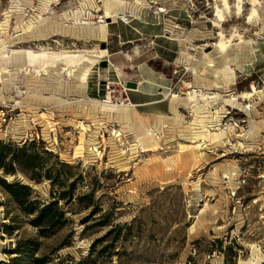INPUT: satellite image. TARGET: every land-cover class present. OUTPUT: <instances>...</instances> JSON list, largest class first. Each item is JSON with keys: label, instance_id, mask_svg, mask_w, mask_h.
Wrapping results in <instances>:
<instances>
[{"label": "rangeland", "instance_id": "374dc122", "mask_svg": "<svg viewBox=\"0 0 264 264\" xmlns=\"http://www.w3.org/2000/svg\"><path fill=\"white\" fill-rule=\"evenodd\" d=\"M222 6L0 0V178L32 189L25 209L0 183V264H264V0ZM220 32L237 36L226 54ZM141 60L171 110L127 126ZM53 200L64 217L43 235L32 210Z\"/></svg>", "mask_w": 264, "mask_h": 264}, {"label": "crops", "instance_id": "0c3cea01", "mask_svg": "<svg viewBox=\"0 0 264 264\" xmlns=\"http://www.w3.org/2000/svg\"><path fill=\"white\" fill-rule=\"evenodd\" d=\"M112 34L124 39V43L132 41L128 38V34L120 28L114 29ZM128 61H130L129 58ZM111 65L116 69L114 63H111ZM132 67H134V70L128 75L127 82H135L136 88L129 89L127 96L134 109L140 113L141 117L170 112L171 106L166 107L164 104L165 99L168 97L164 92L167 78L157 76V71L146 60L134 62ZM91 91V95L97 96L93 88ZM1 250L2 243L0 241V255Z\"/></svg>", "mask_w": 264, "mask_h": 264}, {"label": "trees", "instance_id": "16d2710c", "mask_svg": "<svg viewBox=\"0 0 264 264\" xmlns=\"http://www.w3.org/2000/svg\"><path fill=\"white\" fill-rule=\"evenodd\" d=\"M18 149L24 152L22 157L18 160L19 163L25 167L36 169L38 167L36 164L37 156L29 154L26 151L25 147H21ZM2 167L4 168V165L0 164V168ZM0 183L13 196L17 203H19L25 209H29L28 207L29 205H31L30 197L32 195L31 186L21 182H9L6 179L1 178ZM32 212H36V215L32 220V224L36 227H39L40 232L43 235H46L47 232L51 231V229L57 227L60 223L59 218L64 217V211L60 208L58 200H53L47 204L38 206L36 210H32ZM110 232H113V230H110ZM15 259L16 258H14V260ZM38 261H41V259H39Z\"/></svg>", "mask_w": 264, "mask_h": 264}, {"label": "bare ground", "instance_id": "6f19581e", "mask_svg": "<svg viewBox=\"0 0 264 264\" xmlns=\"http://www.w3.org/2000/svg\"><path fill=\"white\" fill-rule=\"evenodd\" d=\"M217 3H221V5H223L225 8H230L229 7V4H230V0H215ZM239 1V3H241L242 2V0H238ZM253 1H257V0H253ZM119 2V1H118ZM218 5V4H217ZM240 5V4H239ZM106 6V5H105ZM222 6V7H223ZM221 8V7H220ZM238 8V7H237ZM106 9V16H116V15H119V13L121 14V12H119V11H115L116 13L113 15H110L111 14V10H112V8L110 9L108 6L105 8ZM216 10V9H215ZM229 11V10H228ZM241 11V7L239 6V8H238V12H240ZM256 12V10H254V12L253 13H255ZM241 13V12H240ZM217 16L219 17V20L220 21H223V20H225L224 19V15H223V13L221 12V10L220 9H218L217 10ZM249 19H251V17L249 18ZM87 24H89L90 25V23L89 22H83V23H81V25H87ZM92 25V24H91ZM106 24H104V25H99V26H96V27H93V26H91V28L93 29V30H95V31H99V32H101L102 33V35H103V37L105 38V36H107L106 34V32H107V30H106V26H105ZM90 28V29H91ZM26 30V29H25ZM28 31V30H27ZM30 31V30H29ZM91 34V33H90ZM97 34V33H96ZM98 35V34H97ZM219 36L221 37V40H220V42L218 43V49L220 50V52H223L224 54H226V52H227V50L232 46V41H233V37L235 36V37H237L236 36V34L234 35V36H232L231 38H227L226 37V35L223 33V32H220L219 33ZM241 36V35H240ZM242 37V36H241ZM236 39V38H235ZM242 39V38H241ZM241 42H244V40H242ZM245 43L246 44H249L250 45V41H247V40H245ZM13 52V51H12ZM16 52V51H15ZM25 55V54H24ZM209 63H212V61H209ZM82 83L83 84H85V82L84 81H82ZM189 94V98L188 99H191V98H197V97H199L200 95L203 97L204 95H202V92H200V91H195L193 94L191 93V92H189L188 93ZM204 97H206V96H204ZM203 97V98H204ZM178 98L180 99V97L178 96V97H172V104L174 105V103L176 102V100H178ZM206 98H208V97H206ZM119 100V99H118ZM181 101V100H180ZM101 103V102H100ZM97 104V103H96ZM178 104H179V102H178ZM186 104H188L187 102H186ZM99 105V104H98ZM117 105V104H116ZM101 106H103V108H107V109H111L112 107H117V106H114V105H112L111 104V102H104ZM173 108H172V112L176 115V116H180V114H179V111H178V109H177V107L176 106H172ZM123 110H124V115H125V121H126V123H127V126H130V123L132 122V121H134L135 122V120H137V119H140V118H138L139 117V113L134 109V107H133V105L132 104H125V106H124V108H123ZM217 119H218V116L216 117ZM155 125V124H154ZM151 128V127H150ZM154 129H156V126H154L153 127ZM147 129V128H146ZM149 130V129H148ZM151 133L152 132V135H153V138H152V140L151 141H153L154 140V138L155 137H157L156 136V130H149L148 131V133ZM119 135H120V133H119ZM218 138H219V135H217V134H214V135H210L209 136V139L210 140H215V139H217L218 140ZM140 145L141 146H143V144L140 142ZM95 146V145H94ZM94 148H92V150H93Z\"/></svg>", "mask_w": 264, "mask_h": 264}, {"label": "water", "instance_id": "95a60500", "mask_svg": "<svg viewBox=\"0 0 264 264\" xmlns=\"http://www.w3.org/2000/svg\"><path fill=\"white\" fill-rule=\"evenodd\" d=\"M108 65V61L107 60H103L102 62H101V66H107ZM127 85H128V87H136V83L135 82H131V81H129L128 83H127ZM0 228H1V220H0Z\"/></svg>", "mask_w": 264, "mask_h": 264}, {"label": "built area", "instance_id": "2783aa9c", "mask_svg": "<svg viewBox=\"0 0 264 264\" xmlns=\"http://www.w3.org/2000/svg\"><path fill=\"white\" fill-rule=\"evenodd\" d=\"M100 91V87H98V92ZM120 104H123L124 102H127L128 100L124 97H121L119 100Z\"/></svg>", "mask_w": 264, "mask_h": 264}]
</instances>
